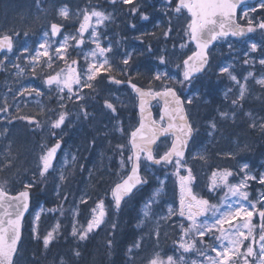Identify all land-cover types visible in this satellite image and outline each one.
I'll list each match as a JSON object with an SVG mask.
<instances>
[{"label":"snow or ice","instance_id":"6c2138e0","mask_svg":"<svg viewBox=\"0 0 264 264\" xmlns=\"http://www.w3.org/2000/svg\"><path fill=\"white\" fill-rule=\"evenodd\" d=\"M108 3L113 8L117 5H130L128 14L134 17L139 14L141 21L153 22L152 17L141 10L138 0H108ZM153 7L155 8V5ZM157 10L167 17L168 27L162 31L165 40L173 34V18L187 16L185 42L180 43L178 48L183 51L191 43L195 45V50H191V55H182L179 58L180 62L175 64L178 71L171 73L170 61L166 55L168 50L161 49L159 53H153L151 45H148L147 54L155 55L157 63L147 87L138 86L133 82L132 77L128 76L134 62L133 54L127 50L121 52L119 48L114 51L110 40L106 44L102 42L101 26L105 22H112L113 14L94 7L91 10H80L79 17L82 19L75 34L65 35L62 31L64 28L62 23H50L48 30L43 32V42L34 50L35 54L25 57L26 68L34 77L45 68L49 71L40 76L39 87L21 85L15 92L11 89L9 92L14 99L34 97L37 101L54 92L58 110L49 109L55 118L45 121L43 126L41 121L32 116L15 117L17 120L26 121L33 131L46 129L48 140L39 145L40 153L36 157L35 169L31 172L25 170L27 178L19 181L21 190L13 194L9 189V177L0 176V264H19L22 250V222L25 213L29 212L34 189L43 190L48 178L53 177L57 182L53 189L55 195L61 201L69 200L68 195L61 192V185L71 176V172L67 169L78 164V161L71 152L64 151L67 130L74 124L73 120L69 119L70 110L67 109L64 101L69 100L77 104L79 110L75 121L83 122L96 119L95 113L89 111V106H95L97 96L102 100L101 110L104 115L110 122L114 121L109 131L104 133L105 138L110 133L126 138V143L114 145L116 154L119 155L120 169L124 174L111 187V199L107 207L102 198L93 201L95 206L90 207V218L87 219L86 225L77 226L78 222L75 218L80 215L79 208L76 206L72 209L71 215L74 221L70 235L78 241H86L104 228H110L112 238L106 243L111 249L118 224L111 218L109 210L113 215H118L130 201L141 194L145 186L150 184L148 176L154 175L153 167L161 170L171 168V172L163 171V178L155 177L158 186L143 200L137 214L136 227L142 229L146 222L150 223L149 238L153 239L158 249L161 227L178 226L179 238L174 242L177 245L174 251L179 252L180 255L178 258L173 255H162L161 251L157 250L147 264H204L203 260L186 261L185 254L191 253L204 257L207 264H264V192L260 193L254 203L249 199L247 191L249 181L258 180L260 185H264V173L259 176L252 174L248 163H244L236 173L229 169L214 170L211 173L208 192L222 193V195L219 196L218 203H213L193 191L196 175L189 164V158L205 160L206 149L196 153L189 150L190 144L199 146L203 143L200 140L199 125L192 118L191 106L200 98L198 86L202 83V79L212 71L211 52L214 48L226 44L231 54L234 44L242 43L247 49L243 64L254 66L256 61L248 57L250 53L260 52L261 58L258 63L264 66V39L257 42L251 35L259 32L264 36V18L256 19L255 16L249 15L259 12L260 16L264 17V0H258L255 6H248V0H160V8ZM58 16L61 20L68 21L69 8L61 6L58 9ZM238 19H243L245 24L239 23ZM154 23L156 27L160 26V21ZM129 26L132 29L136 28L134 23ZM86 34L88 43L94 47H91L84 56L85 64L82 66L78 59L72 58L69 48L73 51L82 50L86 44ZM141 35L155 37L156 33ZM19 36L20 32L15 29L0 32V53L4 54L0 64L8 61V54L13 53L16 47L15 38ZM24 36H28L27 31H24ZM57 36H61L62 40L53 48L49 39ZM69 41L73 43L70 44ZM172 48L174 51L177 50V45L173 44ZM22 52H29L27 45L22 48ZM117 56L121 57L119 63L116 62ZM45 57L47 59L41 64V59ZM19 59L20 57L17 56L16 60ZM58 62H62L63 67ZM12 67L17 70V77L26 70L16 62H12ZM116 73L126 78L119 79ZM136 75H139L138 70ZM225 76L237 90L235 98L231 100L233 110L231 112L217 110V113L222 120H232L235 123L236 109H243V102L246 94L249 93L248 81L253 79L255 84L264 88V76L257 78L254 72L247 71V75H242L241 80L234 74L233 64L221 63L218 65L217 77L221 79ZM105 81L109 86L127 85L135 94L140 117L137 126L126 127L124 121L120 119L119 108L123 102L118 96L102 95L100 86ZM154 82H159L157 88L152 87ZM232 92L233 89L228 88L224 93L225 98L227 99ZM154 101L159 105L158 119L152 114ZM0 113H5V119L9 124L12 123L6 99L0 103ZM245 115L250 119L248 126L264 134V117L257 120L251 112ZM105 128H108V125H105ZM208 129V136L216 132L215 118L209 119ZM0 135L4 133L0 132ZM95 145L96 138L93 137L88 147L92 148ZM8 148L9 154L0 163V172L12 168L16 159L10 154L11 145ZM58 154H63L66 161L70 158L72 165H68L67 168L61 166L58 169L56 167ZM79 168L81 171L84 170L82 164ZM237 176H240L238 182L231 183L230 178L235 179ZM89 177H92L91 171ZM172 177H175L179 185V207L174 208L172 204H168L166 211L157 212L154 206L158 208L161 205V198L165 195V184ZM90 199H92L91 195L85 193L80 196L79 204L87 206ZM45 211L49 215L58 213L63 216L64 209L61 203L48 209L41 207L35 212L32 236L33 239L40 241L47 251L58 237L60 224L57 222L41 237L38 222L41 213ZM173 217L176 219L173 220ZM254 217H258L256 225L252 223ZM241 219L242 223L236 225L235 222ZM206 236L214 243H207L204 239ZM143 239L144 237L141 236L139 240L134 241L128 252L131 254L134 250H139ZM198 243L201 247H197ZM209 250L214 252L215 256L208 255ZM73 255L78 258L81 253L75 249ZM59 264H66V261L61 257Z\"/></svg>","mask_w":264,"mask_h":264},{"label":"rangeland","instance_id":"374dc122","mask_svg":"<svg viewBox=\"0 0 264 264\" xmlns=\"http://www.w3.org/2000/svg\"><path fill=\"white\" fill-rule=\"evenodd\" d=\"M117 6L121 10L123 9V7H125V6H121V5H117ZM93 7L96 8L97 10H99L98 6H96V5L92 6L88 10H91ZM156 12L160 13L158 10H156ZM160 15L163 17V21L160 22L159 28L160 29L162 27H166L167 28L168 27L167 17L163 16L161 13H160ZM249 15L256 17L257 13H249ZM39 16L40 15H38V17L36 19L35 12H32V17L29 20L28 30H24V31L28 32V36L27 37H25L24 33L22 32L23 31L22 25L18 26V25L12 24V23L9 24V28L7 27L6 31L8 32L11 29H15V30L20 32V36L15 38L17 49H15V51L12 54H8V57H9L8 61H5V62H3V64H0V94H2V99L0 98V103H3L5 99L7 100L8 105H9V113H10L11 119H12V123L9 124L8 120L5 119L6 114L5 113H0V132L4 133V135H0V160L1 159L5 160L7 158L8 154H9L8 146L11 145L10 154H11V156L16 158L13 161V167H14L15 162L17 160L18 166L20 167V169L17 170L19 175L20 174L21 175L25 174V170L33 171L35 169V164L37 162L36 161V157L40 153L39 145L45 143L48 140L47 131L45 129V130H36L35 131V134H36L35 135L36 136L35 140H26L25 141L26 138H25L23 132H21L19 129L29 130L31 127L28 126L26 121L17 120L15 118V117H17V112L20 110L21 106L29 105L30 103H39V102H41V99H39V101H37V99L34 98V97H28V98L16 97L14 99L13 96L11 95V93L9 92V89H11L12 92H15L16 89L19 88L21 85L39 87L40 84H41L40 76H43L46 72L49 71L46 68L42 72H39V70H38L39 75L34 77L31 74V72L26 68L27 61H26L25 57L28 56V55H34L35 54L34 50H36L38 48V46H37L35 49L32 50V53H31L30 52L31 48H30L29 45H30V41L32 40V37H31V34H30L31 33L30 32L31 31L30 26L31 25L35 26V25H37L40 22L39 19H38ZM116 16L117 15L115 13H113V20L112 21L115 20ZM156 16H157V14L155 13L154 16H152V20H155ZM45 18H48V16H45ZM58 19L60 20V22H66L67 24H70V25H74L75 24L76 27L79 26V22H80V19H78V18H76L74 16L70 17V19L68 21L61 20L59 16H58ZM186 19H187V17L182 15L179 19L173 18V20H172L173 31H174V29H175V31L170 36V38L174 37L176 40L181 39V41L178 42L179 44L185 42V40H184V30H185L186 23H187ZM241 20L243 22H245L243 19H241ZM139 22L141 24H147L148 23V22L141 21L140 19H139ZM110 23H112V22H105V24L102 25L101 29H100L101 36H102V42L105 43V44L109 41L108 38L106 37V33H108L107 29H108V25ZM48 28H49V25L46 28H44L45 31H47ZM132 30H134V29H132ZM43 32L44 31H42V34L39 37H34L35 40L37 39V41L35 43H37L38 45H39V43L43 42V40H42ZM68 34H75V32H69V33H66L65 35H68ZM158 35L162 36V32L158 33ZM137 37H139V36H133L130 40H128L127 38L122 39L121 37H117L116 40H115V47L119 48V50H121L122 52L127 50V51H129V52H131L133 54V50L131 49V47L136 42H140L141 43L140 44L141 48L146 49V51H147V46L144 44L145 40L142 39L141 37H139V39H141L143 41V42H141V40H138ZM151 37L152 36L148 35V41L150 40ZM85 38H86V44H85V46H83V49L82 50L80 49L79 51L75 50L76 56L72 57L73 59H78L82 66L85 64L84 56L87 54V52L90 50L91 47H94L93 45L88 43L87 35L85 36ZM170 38L168 40H165L164 37H163L164 43H167V41H169ZM254 39L257 42H259L262 39H264V36H262L261 34L260 35L257 34V35L254 36ZM61 40L58 41V42H54L52 37H50L49 43L51 44V46L53 48H55L56 46L59 45ZM69 43L71 44L73 42L69 41ZM239 44H241V43H239ZM25 45H27L28 48H29V52L28 53H23L22 52V48ZM135 45H137V44H135ZM155 45H157V44H155ZM178 46H177V50H175V51L173 50L172 46L168 45V44L162 48V49L170 48L169 54H166V55H167V59L170 61V63H169V71L171 73H175L176 71H178V69L175 68V64L180 62L179 58L182 55H185L187 53H188V55H191V50H195L194 47H192L191 43H189L188 47L183 49V51H180ZM237 47H238L237 43L234 44V50L232 51L231 54L229 53V49L227 48L226 44L220 45L218 47V49L215 51V53L213 54L214 58H213V63H212L213 64L212 71L208 74V76H206V77H204L202 79V83L198 86L200 88V98H199L198 101H194L193 107L196 106L197 104L202 106L203 103H206V106H207V99L205 100V98L203 97L204 95L207 97V92L204 93L203 88L205 87L206 90H207L208 89L207 85H208L209 82L212 83L213 85H219L218 91H220V88H222V86H220V83L221 82H225V80H226V82L228 81L226 76L221 78V79H218V77H217L218 65L221 64V63H231V64H233L234 70H235V68L237 66V62L236 61H238V57H241L242 52L245 53V50H243L242 48H237ZM69 49H72V48H69ZM245 49H246V46H245ZM157 53H159V51H157ZM257 53H260V52L250 53V56L248 58L254 59L256 61L257 65L255 63L254 66H253V69H255V71L254 70L253 71L251 70V71L255 73V76L257 78H259L260 76H264V74H262V73H264V68H263V66L259 65V63H258V60L261 58V55L257 54ZM233 55H236V59L235 60L233 58ZM17 56L20 57L19 60H16ZM45 59H47V58L46 57L42 58L40 63L43 64V61ZM120 59H121V57H120ZM12 62L19 63L21 65V67H25L26 68L25 72L21 76L17 77V75H16V71L17 70L12 67ZM58 63H61V66L63 67L62 62H58ZM151 63L153 65H156V63H157L156 57L151 59ZM132 69H134V68H132ZM129 71L132 72L131 69ZM147 72H148V70H147ZM2 75H3V78H2ZM228 82L230 84H232L230 81H228ZM105 83L107 84L108 87H110L106 81H105ZM155 83L157 85L159 84V82H155ZM248 83H249L250 87H249V93L246 94V99L249 98L250 96H251V98H253V90L255 89V86L257 85V84H255V81L253 79H250L248 81ZM111 87L114 88L115 90L117 88V86H114V85L111 86ZM236 91H235V93L234 92L229 93V95H231L232 98H235ZM220 93H222V92L220 91ZM224 93L222 94L223 97H225ZM107 94L109 95L110 93H107ZM46 96L48 97V99L50 101H54L55 102L54 107H55L56 110H58V104H57V100H56V93L53 92L50 95H46ZM113 96H118L120 98V100L123 102L122 106H120L121 110H123V111H125V108H128L130 106L132 107V106L136 105L135 98L131 97V95L125 90H122L120 92V94H114ZM200 101H203V102L200 103ZM64 103L66 105L70 104V102H67V100H65ZM51 109H53V107ZM67 109L70 110L69 107H67ZM72 110H75L73 114H74V116H76V114H77V112L79 110L78 106L77 105L73 106ZM245 117L248 118L246 120H250L247 115H245ZM52 118H54V115L52 114L51 111H48L46 117L43 119V121H41L42 126L44 125L45 121H47L49 119H52ZM69 119L73 120V122H74V124L72 126H74L75 123L76 124L78 123V122L75 121V118H73V116H71V117L69 116ZM36 120H38V119H36ZM257 120H259V119L257 118ZM197 124L199 125V128H200V134H201L200 135V140L203 143H202V145H199V146H194L193 145L192 152L196 153V152H200L202 149H206V152L204 154H205V158H206V161H207L208 158L206 157V155H208V143L209 144H212V143L218 144V143H220V140H217V139H215L213 137V135L216 134V132L212 136H210V138H209V136L207 134L208 131L205 130V126L208 127V120L204 124H199V123H197ZM72 126H69V128L72 127ZM109 126L110 127H108V129L111 128V125H109ZM69 128H68V130H70ZM68 130H67V132H68ZM107 131H109V130H107ZM109 135L113 136L114 134L110 133ZM205 135L209 138V142L205 139ZM115 136L118 137L119 143H121L123 137H120L119 134H115ZM113 139L111 140V145H112V148L114 149L115 141ZM16 144H18V146H16ZM221 148H222V146H221ZM24 149H25L26 152L24 151ZM64 151L65 152H71L68 147H66L64 149ZM224 152H226V150H224ZM18 157H19V159H18ZM237 157H239V156H237ZM115 158H117L115 163H113V162L110 163L109 164V168H105V169H109V172L111 174L115 173L118 176V175H121L123 173V171H121V169H120V166H119V155H117L116 152H115V155H114V160H115ZM106 162L107 161H105L104 163H106ZM71 163H72L71 159L69 158L66 161L65 160V156L62 154L60 159H59V161H58V163H56V167L58 169L61 166H65L67 168V166L70 165ZM202 163H203V161H201L199 158H197L196 160H192L191 158L189 159V164H190L191 167H193V165L200 166ZM242 165H243V163H242ZM242 165L240 167H242ZM13 167L5 169L3 172H1L2 176L9 177L10 181L12 180L11 174H12ZM102 168H103V166H102ZM257 169H258L257 167H253V169H252V167L250 166L249 170H250V172L252 174L259 176L261 173H263V170L260 169L259 171H257ZM232 171L234 173H236L239 170H236V171L232 170ZM103 173H107V172H103ZM152 173L154 175H149L148 176V179H149L150 183H152V185H153V188H152L151 192L153 191V189L155 187L158 186L155 177L163 178V175H159V172L155 173L154 171H152ZM239 179H240V176H237L235 179H231L230 178V180H232L230 182L231 183H236V182H238ZM51 181H55V179L53 177H49L48 181H47V183H46V185L44 186L43 189L48 187L51 184ZM252 182L253 181H249V188L247 189V191L249 192V199H250L251 195H253V198L251 200H253V202L255 203L256 199L259 198L260 193L264 192V185L262 186V188H258V189H255L254 191L253 190L251 191L250 187L252 186ZM56 183L57 182L55 181V184ZM63 185H61V188L63 187ZM196 185H197V182H196ZM196 185L193 187V191L195 193H197L196 190H198V188H196ZM257 185H260L258 183V180H257ZM91 189H93V187H91ZM173 189L176 190L177 197H173V193H174ZM53 195H54L53 197H55V198L57 197L55 195V193H54V190H53ZM100 197L102 198V194L100 195ZM166 197H170V198H166ZM179 199H180L179 185H178V182L176 181L175 177H172L165 184V195L161 198V205L157 209H156V206H154V208H155V210L157 212L166 211L168 204H172L174 208H178L179 207ZM165 202H167V203H165ZM78 205H79V198L76 199L75 203L72 202L68 206V209H71V211H72V209L74 207L78 206ZM105 205L107 207L106 203H105ZM36 206L37 207H36L35 212L39 211V209L41 207L44 208V204L41 203V202H37ZM65 206L66 205H63V207H65ZM94 206L95 205H93V207ZM131 210H133V208H130V206L128 208H125V211L127 213L130 212ZM71 211H70L68 217L66 218L67 219L66 220L67 221L66 225H67L68 230H70V231L72 229L73 221H74V218L71 215ZM132 213H135V212L132 211ZM34 216H35V213H34ZM34 216H33L32 220L30 221V235H31L32 238H33V236H32V228H33V223H34ZM120 216H122V215H120ZM41 217H44V218L46 217L45 222L43 223V225L45 224V226H47L49 223L47 222V218L48 217H47L46 211L41 213ZM111 218L114 219L115 221L117 219V217H112V216H111ZM175 219L176 218L173 217V220H175ZM75 220L78 221V218L76 217ZM56 223H57V219L52 221V225L50 227V230L56 225ZM240 223H242V219L241 220H237L235 222L236 225H239ZM252 223H254L253 225L257 224L256 220H255V217L253 218ZM38 224H39V222H38ZM80 225H85V224L82 223L81 221H78L77 226L79 227ZM225 227H227V226H225ZM144 228H146L147 230H150L151 229V224L146 222ZM172 230H173V232L176 230L175 239H173V237H171V239L165 237V235H168L169 232H171ZM256 231L258 233V229ZM162 232H163V235H162ZM110 234H111L110 228H104L103 230L100 231V235L106 236V237H108V239L110 237ZM206 237L204 239H206ZM178 238H179L178 226L177 227H171V228L166 227V226H162L161 227V236H160L159 247L158 248L160 250H168V251H170V254H167V255H173V256L178 258L180 253L174 251V249L177 247V245L174 242L177 241ZM207 243L212 244V243H214V241L212 240V242H207ZM245 243H247V242H245ZM197 247H201V245L198 243ZM257 247H258V244H257ZM161 253H162V255L165 254V252H163V251H161ZM208 255L215 256V253L211 252L209 250ZM191 256L194 257V260H203L204 264H207V261L205 260V258L198 256L196 253L185 254V260L189 261L188 258H191Z\"/></svg>","mask_w":264,"mask_h":264},{"label":"trees","instance_id":"16d2710c","mask_svg":"<svg viewBox=\"0 0 264 264\" xmlns=\"http://www.w3.org/2000/svg\"><path fill=\"white\" fill-rule=\"evenodd\" d=\"M14 3H23V0H14ZM12 7L13 5L10 3V0H0V8L3 11L5 10V12H1L0 15V22L3 24L4 28L6 27L5 24L10 22L7 13L10 12ZM51 20L53 19H48V22ZM215 96L217 97V95ZM201 108L202 110L200 114L204 111V108ZM202 120L205 121L206 118L201 119V121ZM97 182H100V180H97L96 183ZM84 184L86 185V182ZM106 184L111 185L110 182ZM109 191L110 189L107 188V190H105L102 194V198H106L107 201L111 199ZM95 196L96 195L88 201L87 206L92 205ZM83 212L84 209L81 214V221H84L85 218ZM118 221V229L115 233L114 243L111 249L108 248L106 243L108 239H103L97 234L90 236V238L86 241L76 240L70 235V233H68L66 226L63 224L60 233L53 244V249L55 251L59 247L64 248L67 243H70L72 248L70 251L63 250L58 252L56 258L61 256L64 260H68L69 264H147L153 253L157 251V247L154 244L153 239L149 238V234L145 232L143 228L140 229L136 227L138 222L137 212L135 215L129 213L127 216H120ZM141 236L144 237L142 247L139 250H134L133 253L130 254L128 252L129 247L133 245L134 241L139 240ZM109 238H112V234ZM42 248V245L39 244L36 249L38 252V258L35 262H40L39 253H42ZM75 249H78L81 253L78 258L71 255L72 250ZM59 259L55 260L54 264H58Z\"/></svg>","mask_w":264,"mask_h":264},{"label":"water","instance_id":"95a60500","mask_svg":"<svg viewBox=\"0 0 264 264\" xmlns=\"http://www.w3.org/2000/svg\"><path fill=\"white\" fill-rule=\"evenodd\" d=\"M258 0H248V4H252V3H255V2H257ZM63 30V29H62ZM59 36H57V37H55L56 39L58 38ZM1 54L2 53H0V56H1ZM154 103H156L155 101L153 102V104ZM139 113V112H138ZM152 114H153V110H152ZM153 117H154V114H153ZM140 118V117H139ZM30 210H31V206H30V209H29V212H30ZM29 212H27V213H25V216H24V219H23V222L22 223H24V221H25V218H26V216L29 214Z\"/></svg>","mask_w":264,"mask_h":264}]
</instances>
